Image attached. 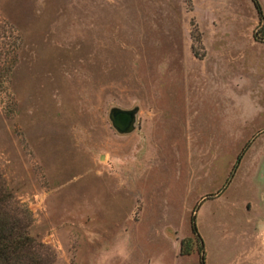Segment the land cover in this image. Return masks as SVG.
<instances>
[{
  "label": "rangeland",
  "instance_id": "obj_1",
  "mask_svg": "<svg viewBox=\"0 0 264 264\" xmlns=\"http://www.w3.org/2000/svg\"><path fill=\"white\" fill-rule=\"evenodd\" d=\"M260 26L252 0H0V170L54 264H200L193 214L206 264H264Z\"/></svg>",
  "mask_w": 264,
  "mask_h": 264
},
{
  "label": "trees",
  "instance_id": "obj_2",
  "mask_svg": "<svg viewBox=\"0 0 264 264\" xmlns=\"http://www.w3.org/2000/svg\"><path fill=\"white\" fill-rule=\"evenodd\" d=\"M260 20L264 40V15L258 0H252ZM257 37V35H256ZM195 214L191 217L192 238L180 243V254L188 256L194 249L200 256V264H206L204 244L198 233ZM33 224L29 208L20 204L7 185L0 170V264H54L55 253L48 245L31 234Z\"/></svg>",
  "mask_w": 264,
  "mask_h": 264
},
{
  "label": "water",
  "instance_id": "obj_3",
  "mask_svg": "<svg viewBox=\"0 0 264 264\" xmlns=\"http://www.w3.org/2000/svg\"><path fill=\"white\" fill-rule=\"evenodd\" d=\"M138 113L139 109L137 107L132 109L113 107L109 112V120L118 134L128 135L138 127ZM101 160H103V156Z\"/></svg>",
  "mask_w": 264,
  "mask_h": 264
}]
</instances>
